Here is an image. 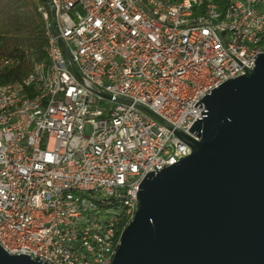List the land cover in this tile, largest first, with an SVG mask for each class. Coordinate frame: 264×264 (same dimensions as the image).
Instances as JSON below:
<instances>
[{"label": "built area", "instance_id": "1", "mask_svg": "<svg viewBox=\"0 0 264 264\" xmlns=\"http://www.w3.org/2000/svg\"><path fill=\"white\" fill-rule=\"evenodd\" d=\"M46 1L53 89L15 116L6 108L19 101L0 110V247L45 264H104L116 213L131 211L166 158L188 156L179 134L198 139L201 97L255 67L258 52L232 36L264 37V0ZM92 198L118 206L96 209Z\"/></svg>", "mask_w": 264, "mask_h": 264}, {"label": "water", "instance_id": "2", "mask_svg": "<svg viewBox=\"0 0 264 264\" xmlns=\"http://www.w3.org/2000/svg\"><path fill=\"white\" fill-rule=\"evenodd\" d=\"M191 153L148 173L111 264H264V54L204 99ZM0 264H45L0 247Z\"/></svg>", "mask_w": 264, "mask_h": 264}, {"label": "bare ground", "instance_id": "3", "mask_svg": "<svg viewBox=\"0 0 264 264\" xmlns=\"http://www.w3.org/2000/svg\"><path fill=\"white\" fill-rule=\"evenodd\" d=\"M38 11L44 22V31L46 36V61L36 62L31 71L21 80L14 83H6L0 85V110L4 109V101H19L14 102L6 108V116H15V114L23 111L22 103H39L50 94L53 89V81L57 74L56 53L54 50V31H52V23L47 18L44 10ZM192 17H199V10H192ZM201 20L207 22H215V15L209 12H201ZM232 45L241 50L258 52L264 54V37H256L250 35L241 36V32H234L232 36ZM247 71H241L244 75ZM240 76V74H232L225 76V81ZM221 83L211 86V91L218 87ZM30 86V90L28 88ZM201 97V108H205ZM191 153V148L188 145L187 155ZM174 158H166V165H173ZM66 194H77V186H66ZM92 206L96 209L110 210L118 206V199L92 198ZM137 210V200H132L131 211L129 208H122L120 213H116V222L110 224L109 238L104 243V249L100 252V260H106L104 264H111L116 249L120 243V234L122 230L133 219ZM122 211H126L129 221L120 227V219ZM44 263V261H40Z\"/></svg>", "mask_w": 264, "mask_h": 264}, {"label": "trees", "instance_id": "4", "mask_svg": "<svg viewBox=\"0 0 264 264\" xmlns=\"http://www.w3.org/2000/svg\"><path fill=\"white\" fill-rule=\"evenodd\" d=\"M39 5L46 0H0V85L24 78L36 62L46 61V36ZM129 221L122 211L120 227Z\"/></svg>", "mask_w": 264, "mask_h": 264}]
</instances>
